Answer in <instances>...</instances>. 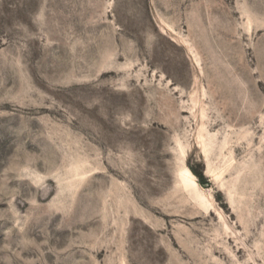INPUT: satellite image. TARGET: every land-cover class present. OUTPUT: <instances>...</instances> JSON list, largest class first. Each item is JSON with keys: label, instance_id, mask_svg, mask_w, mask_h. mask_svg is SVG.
Instances as JSON below:
<instances>
[{"label": "rangeland", "instance_id": "374dc122", "mask_svg": "<svg viewBox=\"0 0 264 264\" xmlns=\"http://www.w3.org/2000/svg\"><path fill=\"white\" fill-rule=\"evenodd\" d=\"M0 264H264V0H0Z\"/></svg>", "mask_w": 264, "mask_h": 264}, {"label": "bare ground", "instance_id": "6f19581e", "mask_svg": "<svg viewBox=\"0 0 264 264\" xmlns=\"http://www.w3.org/2000/svg\"><path fill=\"white\" fill-rule=\"evenodd\" d=\"M181 174V178L184 181V184L187 186L188 184H195V181L193 179V175L190 173V171L188 170V168L185 167V169L180 173ZM225 218V217H224ZM223 226V225H222ZM224 231V230H223ZM228 231V230H227ZM225 232V231H224ZM252 257V256H251ZM253 258V257H252ZM253 262V260H252Z\"/></svg>", "mask_w": 264, "mask_h": 264}, {"label": "trees", "instance_id": "16d2710c", "mask_svg": "<svg viewBox=\"0 0 264 264\" xmlns=\"http://www.w3.org/2000/svg\"><path fill=\"white\" fill-rule=\"evenodd\" d=\"M200 176V175H199Z\"/></svg>", "mask_w": 264, "mask_h": 264}]
</instances>
